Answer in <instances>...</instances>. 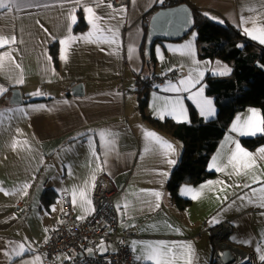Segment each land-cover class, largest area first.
<instances>
[{"label":"crops","instance_id":"obj_1","mask_svg":"<svg viewBox=\"0 0 264 264\" xmlns=\"http://www.w3.org/2000/svg\"><path fill=\"white\" fill-rule=\"evenodd\" d=\"M167 2L128 0L124 11L117 12L121 7H113L108 0H79V4L77 0H17L10 12L0 9V36L15 37V43L0 47V89L4 90L0 92V264H50L39 250L50 237L64 200L76 219L90 214L91 190L100 173L109 175L115 187L118 231L133 232L128 241L134 264H154L137 257L158 242L176 246L173 250L181 255L174 264H187L189 259L190 264H213L209 229L224 219L233 226L230 242L248 251L254 264L264 262L260 259L264 193L259 191L264 188V153L258 151L264 142L253 148L242 143L243 138L264 134L232 130L234 124L253 117L252 110L264 119L260 108L236 111L209 157L211 177L179 185L177 195L188 201L184 208L176 206L167 189L181 157L182 141L144 121L135 93L144 63L140 52L144 24L151 9ZM186 2L264 48L244 31L264 34V0ZM86 7L100 17V31L91 37L96 42L75 39L62 45L60 41L68 36L93 32ZM73 14L76 23L71 21ZM80 15L85 26L77 29ZM108 29L118 31V43L105 42L112 39ZM189 43L191 54L185 47ZM53 46L56 62L51 56ZM152 48L155 74L175 69L178 77L150 87L148 115L188 122L193 106L203 119L215 116L216 104L205 94L203 80L208 74L227 76L231 71L220 72L231 66L217 57H201L194 29L175 40L156 41ZM181 80L191 84L181 86ZM171 85L188 87V91H171ZM12 88L20 90L21 103H8ZM200 89L201 96L189 99ZM177 97L184 114L177 108L170 115L171 105L166 102ZM202 100L211 101L212 116L201 115L198 102ZM237 143L252 154L251 159L236 153ZM234 153L237 159L229 163ZM20 245L25 251L16 255ZM59 264H66L65 256L59 257Z\"/></svg>","mask_w":264,"mask_h":264},{"label":"trees","instance_id":"obj_2","mask_svg":"<svg viewBox=\"0 0 264 264\" xmlns=\"http://www.w3.org/2000/svg\"><path fill=\"white\" fill-rule=\"evenodd\" d=\"M184 2L186 0H168L164 6ZM191 7L194 16L192 30L196 31L199 55L208 58L217 57L231 66L229 75L208 74L203 80L205 94L212 97L216 104V116L212 119H203L193 106L189 107L188 122L158 120L148 115L146 96L150 89V77L155 74L157 63L153 48L148 57L144 55V37L148 18L144 24V37L140 46L144 63L139 75L140 80L135 84L138 110L144 121L153 128L182 141L181 157L167 182L169 194L180 209L184 208L188 201L177 195V188L182 183L197 184L213 175V172L207 169L209 157L227 130L236 111L244 107L255 106L260 108L264 118V48L251 42L234 26L215 22L198 8ZM84 26L85 22L80 15L76 28L82 29ZM51 56L56 62L55 46L51 48ZM263 142L264 135L242 139V143L248 148H253Z\"/></svg>","mask_w":264,"mask_h":264},{"label":"built area","instance_id":"obj_3","mask_svg":"<svg viewBox=\"0 0 264 264\" xmlns=\"http://www.w3.org/2000/svg\"><path fill=\"white\" fill-rule=\"evenodd\" d=\"M108 1L113 7L120 8L128 0ZM177 77L175 69L164 74H153L149 85L156 87ZM115 193L111 177L100 173L91 190L93 210L90 214L76 219L69 201L65 199L50 237L40 246L39 251L45 260L50 264H59V257L65 256L66 264H134L128 241L133 232L118 231V217L113 201ZM232 228L228 219L210 227L214 246L213 264H254L248 251L228 239Z\"/></svg>","mask_w":264,"mask_h":264},{"label":"snow or ice","instance_id":"obj_4","mask_svg":"<svg viewBox=\"0 0 264 264\" xmlns=\"http://www.w3.org/2000/svg\"><path fill=\"white\" fill-rule=\"evenodd\" d=\"M161 2H162V0H161ZM16 3H17V0H0V9H7L10 12L12 10L13 6L16 5ZM77 4H79V0H77ZM108 7H111V5H108ZM84 11L86 13H88L89 22L92 24L93 32H90L86 36H82V37H78V38L68 36L66 39L60 41V43L62 45L67 46L68 44H70L75 39H85V40H89L90 42H96V41H92L91 37H92L94 32L100 31V29L98 28V25H97V21L100 19V17L95 15L92 7H86V8H84ZM114 11L123 12L124 8L121 7L120 9H115ZM205 15H207V14H205ZM71 21H72V23L77 22V17L74 14L71 16ZM108 31L112 34V39L107 40L105 42L118 43V40H117L118 31H113L112 29H108ZM244 31L252 39L259 40V42L261 44H264V34L256 36V35H253V33L251 31H249L248 29H245ZM10 43H15V37H12L11 39H9V38L0 36V47H3L5 45H9ZM238 46L242 47V45H238ZM185 47L188 49V54H191V44L189 43ZM129 51L131 52L132 49H129ZM61 58L66 59V56L62 55ZM9 59H11L10 56H9ZM230 71H231V69L225 68V70L220 72V74L226 75ZM200 75L202 76L203 73H201ZM20 82H22V81H18V83H20ZM196 82L198 83L199 81L197 80ZM179 83L181 86H184L187 84H191V81L190 80L189 81L181 80ZM169 90L176 91V92L188 91V87H177L175 85H171ZM2 91H4V90L0 89V92H2ZM202 92H203V89H200L195 95L190 96L189 99H196V97L202 95ZM37 94H39V93H37ZM166 104L171 105V110L169 111L170 115L176 113L177 108H179V114L180 115L184 114V111H183L179 97H177L175 100L167 101ZM198 104H199L202 116L208 117V116H212L214 114V110L211 108V101L210 100H202V101H199ZM252 112H253V117H250L249 119L245 120L243 122V124H239V123L234 124L232 130L233 131H240L242 135H253L254 136L257 134H264V119L258 118V114L255 112V110H252ZM148 136L156 138L157 140H159V138H157L154 133H148ZM167 146L169 148L171 147L170 145H167ZM258 151L261 153H264V148L259 149ZM236 153H239L241 156L248 157L250 159L252 156L251 153H248L244 149H242L238 143L236 145ZM236 153L233 154L229 163H232L233 161H235L237 159ZM171 163H174V161H171ZM253 163H254V161H253ZM212 166L214 167L215 165L213 164ZM247 166L248 165H246V167ZM218 170H222V169H218ZM245 187H248V185H245ZM190 191H191V189L186 190V192H190ZM259 191L261 193H264V188H261ZM255 192H256V190H253L254 194H255ZM84 195H85V193L83 191H81L80 196L83 198ZM155 195L157 197H159L160 194L155 193ZM193 198L195 199L196 197L193 196ZM85 202L88 205L91 204L90 200H86ZM261 206L264 207V204H261ZM175 247L176 246L169 247L164 242H158V244L156 246H150L143 257H137V259H145L148 261H153L154 264H174V261H176L179 258V256L181 255L178 251L173 250ZM24 251H25V249H24L23 245H20V250L18 252H16V255H20ZM89 251H91V250H89ZM260 259L262 261H264V254H262L260 256ZM187 264H190V259L187 261Z\"/></svg>","mask_w":264,"mask_h":264},{"label":"water","instance_id":"obj_5","mask_svg":"<svg viewBox=\"0 0 264 264\" xmlns=\"http://www.w3.org/2000/svg\"><path fill=\"white\" fill-rule=\"evenodd\" d=\"M194 26L192 7L187 3L172 6H160L148 17L144 38V55L148 57L156 41L175 40L185 36ZM22 102L18 88H12L8 103L16 105Z\"/></svg>","mask_w":264,"mask_h":264},{"label":"rangeland","instance_id":"obj_6","mask_svg":"<svg viewBox=\"0 0 264 264\" xmlns=\"http://www.w3.org/2000/svg\"><path fill=\"white\" fill-rule=\"evenodd\" d=\"M224 63L226 62V61H224V60H222ZM215 116H216V113H215ZM215 116H213L212 118H214ZM211 118V119H212ZM211 241V240H210ZM211 251H212V254H211V256L212 255H214V246L211 244V250H210V253H211ZM214 263V262H213ZM217 264V263H216Z\"/></svg>","mask_w":264,"mask_h":264}]
</instances>
